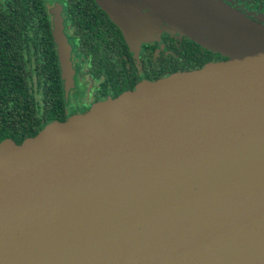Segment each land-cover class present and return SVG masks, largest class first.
<instances>
[{"label": "water", "instance_id": "obj_1", "mask_svg": "<svg viewBox=\"0 0 264 264\" xmlns=\"http://www.w3.org/2000/svg\"><path fill=\"white\" fill-rule=\"evenodd\" d=\"M95 2L131 43L165 25L226 60L1 143L0 264H264V26L217 0Z\"/></svg>", "mask_w": 264, "mask_h": 264}, {"label": "flooded vegetation", "instance_id": "obj_2", "mask_svg": "<svg viewBox=\"0 0 264 264\" xmlns=\"http://www.w3.org/2000/svg\"><path fill=\"white\" fill-rule=\"evenodd\" d=\"M217 1L264 26V0ZM55 5L69 46L67 84L52 34ZM44 6L39 14H0V144L20 145L142 82L226 60L165 25L131 43L95 0H45Z\"/></svg>", "mask_w": 264, "mask_h": 264}, {"label": "trees", "instance_id": "obj_3", "mask_svg": "<svg viewBox=\"0 0 264 264\" xmlns=\"http://www.w3.org/2000/svg\"><path fill=\"white\" fill-rule=\"evenodd\" d=\"M44 4L45 0H0V14H39Z\"/></svg>", "mask_w": 264, "mask_h": 264}]
</instances>
